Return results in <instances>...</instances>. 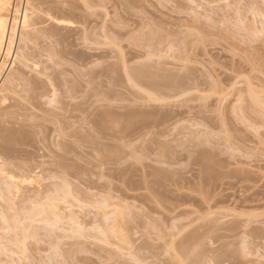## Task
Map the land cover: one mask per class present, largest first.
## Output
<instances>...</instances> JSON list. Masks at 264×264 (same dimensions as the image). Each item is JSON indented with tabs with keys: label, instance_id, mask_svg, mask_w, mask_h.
I'll return each instance as SVG.
<instances>
[{
	"label": "rangeland",
	"instance_id": "rangeland-1",
	"mask_svg": "<svg viewBox=\"0 0 264 264\" xmlns=\"http://www.w3.org/2000/svg\"><path fill=\"white\" fill-rule=\"evenodd\" d=\"M30 5L20 62L0 70V186L10 173L23 184L34 163L41 183L24 187L43 200L65 156L73 190L56 196L61 220L45 206L37 230L29 200L11 206L0 188L1 219L18 229L0 220V264H264V0ZM134 69L143 79L128 78ZM3 226L37 240L18 253Z\"/></svg>",
	"mask_w": 264,
	"mask_h": 264
},
{
	"label": "bare ground",
	"instance_id": "bare-ground-1",
	"mask_svg": "<svg viewBox=\"0 0 264 264\" xmlns=\"http://www.w3.org/2000/svg\"><path fill=\"white\" fill-rule=\"evenodd\" d=\"M11 0H0V70L3 68V67H6V63H8L7 62V59H9V61H10V63H9V68L8 69H12L14 66H15V64L17 63V62H20V59H21V57H20V54H19V48H17V46H18V43H22L24 40H23V38H25V35L27 34V32H28V30L31 28V22H32V20H33V15H34V10H33V7H31L32 5H30V0H26V4L23 6V8L21 9V10H19V9H17V8H14V6H12V5H10L11 3ZM126 1V0H125ZM91 3V2H90ZM127 3L129 4V3H131L130 1L128 2L127 1ZM133 4V3H132ZM9 6H10V11H9V13L10 14H8V15H10L9 17L8 16H6V17H4L3 15L4 14H2V13H5L7 10H9L8 8H9ZM127 6H129V5H127ZM90 8V7H89ZM127 8V7H126ZM88 10V9H87ZM2 14V15H1ZM87 14V13H86ZM6 15V14H5ZM92 17V16H91ZM93 18V17H92ZM87 20V19H86ZM90 20H91V18H90ZM63 22V21H62ZM87 22V21H86ZM59 23V22H58ZM57 23V24H58ZM88 23V22H87ZM63 24V23H62ZM89 26V25H88ZM106 28V27H105ZM84 29H86V28H84ZM103 30V29H102ZM106 31V30H105ZM84 32V34H85V30L83 31ZM103 32V31H102ZM108 32V31H107ZM97 33V32H96ZM106 33V32H105ZM104 34V33H103ZM92 35V34H91ZM96 35V34H95ZM100 35H102V34H100ZM88 36V35H87ZM93 36V35H92ZM104 36V35H103ZM27 37V36H26ZM85 38H87L86 36H85ZM84 38V39H85ZM94 39V38H93ZM96 40V39H95ZM94 41V40H93ZM100 43V42H99ZM148 46V45H147ZM76 57V56H75ZM78 59V58H77ZM87 59V58H86ZM79 61V60H78ZM81 61V60H80ZM79 61V62H80ZM78 62V63H79ZM82 62V64H84L83 62H84V59H83V61H81ZM80 62V63H81ZM85 64H86V62H85ZM125 65V64H124ZM123 65V66H124ZM127 67V66H126ZM149 67V66H148ZM142 68V67H141ZM126 69V68H125ZM3 71H4V68L2 69ZM130 70V69H129ZM129 70H127V71H129ZM135 70V69H134ZM93 71V70H92ZM0 72H2V71H0ZM89 72V71H88ZM92 73V72H91ZM98 74V73H97ZM128 74H131V72H129ZM148 74V73H147ZM92 75V74H91ZM146 75V72H145V70H135V71H133V73L131 74V75H129L130 77H128V78H130V80H132V81H134L135 82V80H140V79H143L142 77H144ZM82 76H83V74H82ZM85 76V75H84ZM94 76H95V74H94ZM93 75H92V77H94ZM98 77V75L96 76V78ZM170 76H168V78H169ZM133 78V79H132ZM175 78V77H174ZM174 78H173V80H174ZM90 79V78H89ZM98 79V78H97ZM94 80H95V78H94ZM129 80V79H128ZM129 80V81H130ZM169 81H170V79H168ZM144 81V80H143ZM172 81V80H171ZM137 82V81H136ZM87 83H88V81H87ZM92 83V82H91ZM93 84V83H92ZM99 84V83H98ZM138 84H140V83H138ZM86 86H87V84H86ZM99 86V85H98ZM101 86V85H100ZM36 88V87H35ZM77 88V87H76ZM100 88V87H99ZM74 89V88H73ZM65 90V89H64ZM71 90H72V88H71ZM71 90H69V91H71ZM93 90V89H92ZM100 91H101V89H99ZM34 91H35V89H34ZM69 91H67V92H65V93H67V94H65V95H68L69 97L67 98L69 101H73V99H75V96H76V94L74 95V96H72L71 94L69 95V93H71V92H73V91H76V90H73V91H71V92H69ZM2 91L0 90V93H1ZM64 92V91H63ZM73 93H76V92H73ZM96 93H98L99 94V92H96ZM97 94V95H98ZM64 95V96H65ZM100 95V94H99ZM93 96H95V95H93ZM101 96V95H100ZM100 96L98 97V99L101 101V102H103L101 99H100ZM70 98V99H69ZM94 99H95V97H93ZM93 98H91V99H93ZM64 100V99H63ZM75 100H77V98L75 99ZM74 100V101H75ZM90 100V99H89ZM97 101V100H96ZM64 103H65V101H64ZM63 103V104H64ZM68 103V102H67ZM72 103L73 102H69V104H68V106L70 105V106H73L72 105ZM98 103H99V101H98ZM97 103V104H98ZM259 102H256V104L258 105V106H260L259 104H258ZM75 104V103H74ZM101 103H99L98 105L101 107V105H100ZM262 104V103H261ZM67 105V104H66ZM78 105H80V104H78ZM95 105V104H94ZM65 106V105H64ZM67 106V107H68ZM75 106V105H74ZM58 108V107H57ZM79 108H81V107H78L77 106V111H78V109ZM97 108V110H98V107H96ZM55 109V108H54ZM60 109H62V108H60ZM70 109V107H68L67 108V110H69ZM100 109V108H99ZM58 110V109H57ZM64 110H66L65 109V107H64ZM64 111V114L65 115H67V112H68V116L70 115V113L69 112H71V111ZM70 110H73V107H72V109H70ZM82 110V109H81ZM51 111H53V110H51ZM57 112V111H56ZM75 112H76V110H75ZM78 112H80V111H78ZM96 112V111H95ZM108 112V111H107ZM55 113V112H54ZM74 113V112H73ZM83 113H86L85 111L83 112ZM112 113V112H111ZM46 114H48V113H46ZM50 114V113H49ZM52 114V113H51ZM61 114H63V113H61ZM63 114V115H64ZM98 115H100V112H99V110H98V113H97ZM108 114V113H107ZM54 115V114H53ZM77 116H78V114H76ZM75 115V116H76ZM96 115V114H95ZM102 115V114H101ZM108 115H110V114H108ZM260 116H261V114H259ZM50 116V115H49ZM60 116V115H59ZM114 116V115H113ZM53 116H50V118L51 119H53L52 118ZM56 117H58L57 115L56 116H54V118L56 119ZM63 117V116H62ZM73 117H74V115H73ZM95 117V116H94ZM96 117H98V116H96ZM101 117H103V116H101ZM100 117V118H101ZM104 117H105V115H104ZM109 117V116H108ZM129 117V116H128ZM131 117H132V115H131ZM130 117V118H131ZM262 117V116H261ZM47 118H48V116H47ZM75 118V117H74ZM77 118V117H76ZM59 119V118H58ZM62 119V118H61ZM60 119V120H61ZM67 119V118H66ZM97 119V118H96ZM104 119V118H103ZM106 119V118H105ZM47 120V119H46ZM45 120V121H46ZM62 120H64V119H62ZM98 120V119H97ZM112 120V119H111ZM110 120V121H111ZM55 120L53 119V122H51L50 124H52V123H54L55 124V122L57 121L58 122V120L56 119V121L54 122ZM64 121H66V120H64ZM98 121H100V120H98ZM114 121V120H113ZM116 121V120H115ZM50 122V121H49ZM48 122V123H49ZM56 122V123H57ZM101 122H104V123H106V121H102L101 120ZM112 122V121H111ZM131 122V121H130ZM40 123V122H39ZM63 123V122H62ZM62 123H61V125H62ZM83 123V122H82ZM92 123V122H91ZM42 124V123H41ZM53 124V125H54ZM129 124V123H128ZM35 125V124H34ZM67 125V124H66ZM84 125V124H83ZM101 125V124H100ZM107 125H108V123H107ZM30 126V125H29ZM55 126V125H54ZM57 126V125H56ZM55 126V127H56ZM72 126H73V123H72ZM92 126V125H91ZM102 126H104L103 124H102ZM40 127H41V125H40ZM47 127V126H46ZM45 126H44V128H46ZM58 127L59 128H62V127H60V124H59V126H57V130H58ZM65 127V126H64ZM85 127V126H84ZM136 127V126H135ZM134 127V128H135ZM34 128V127H33ZM38 128H39V126H38ZM81 128H82V126H81ZM93 128H95V127H93ZM92 128V129H93ZM129 128V127H128ZM36 129H37V127H36ZM35 129V130H36ZM56 129H54V130H56ZM64 129H66V128H64ZM70 129V128H69ZM85 129V128H84ZM96 129V131H97V128H95ZM103 129V128H102ZM127 129V128H126ZM30 130H33V129H30ZM63 130V129H62ZM104 130H106V129H104ZM39 131V130H38ZM41 132H43L42 131V129L40 130ZM46 131H47V129H46ZM49 131H51V130H49ZM58 131H60V129L58 130ZM67 131V130H66ZM93 131H94V129H93ZM14 131H12V133H13ZM21 132H23V131H21ZM24 132H26L25 130H24ZM62 133H65V132H63V131H61ZM83 132V131H82ZM86 132V131H85ZM100 132V131H99ZM98 132V133H99ZM35 133V132H34ZM44 133V132H43ZM57 133H60V132H57ZM67 133V132H66ZM15 134V133H14ZM31 134V133H30ZM40 134V133H39ZM38 134V135H39ZM45 134V133H44ZM54 134H55V131H54ZM84 134V133H83ZM83 134H82V136H83ZM16 135V134H15ZM18 135V134H17ZM37 135V137H39ZM53 135V134H52ZM59 135V134H58ZM9 136V135H8ZM18 136H19V138H18ZM16 138H18V142H24L29 136L25 133V134H20V135H18ZM33 136V135H32ZM79 136H81V134L79 135ZM12 138H13V136H11ZM36 137V136H35ZM36 137V138H37ZM52 137V136H51ZM55 137V136H54ZM59 137V136H58ZM61 137H62V135H61ZM60 137V138H61ZM76 137H78V136H76ZM84 137L85 136H83V139H82V137H81V139L82 140H84ZM7 138V137H6ZM15 138V137H14ZM31 138V137H30ZM48 139V138H47ZM57 139V138H56ZM63 139V138H62ZM64 139H65V137H64ZM14 140V139H13ZM30 140V139H29ZM33 140V139H32ZM38 140V139H37ZM40 140V139H39ZM52 140V139H51ZM81 140V141H82ZM11 141H12V139H11ZM10 141V142H11ZM16 141V140H15ZM15 141H12L11 143H14L15 144ZM45 141V140H44ZM80 141V140H79ZM80 141V142H81ZM87 141V140H86ZM27 143H28V141H26ZM25 142V143H26ZM46 142V141H45ZM56 142V141H55ZM83 142H85V141H82V143ZM88 142V141H87ZM5 143H7V142H5ZM24 143V144H25ZM58 143V142H57ZM60 143V142H59ZM10 144V143H9ZM18 144H20V143H18ZM16 145H17V143H16ZM54 145V144H53ZM57 145V144H56ZM82 145V144H81ZM12 146V145H11ZM14 146V145H13ZM22 146V145H21ZM20 146V147H21ZM60 146H62V145H60ZM64 146H66V145H64ZM79 146V145H78ZM84 146V145H83ZM1 147V146H0ZM10 147V146H9ZM17 147H18V145H17ZM45 147V146H44ZM59 147V146H58ZM80 148L82 147V146H79ZM60 148V147H59ZM6 149V148H5ZM11 149V148H10ZM15 149V148H14ZM13 149V150H14ZM63 149H65V147H63ZM69 149V148H68ZM82 149H83V147H82ZM6 150H8V148L6 149ZM61 150V149H60ZM66 150V149H65ZM5 151V150H4ZM4 151H2L3 153H4ZM15 151V150H14ZM13 151V152H14ZM39 151V150H38ZM70 151V150H69ZM11 152H12V149H11ZM12 152V153H13ZM62 152V151H61ZM67 152H68V150H67ZM0 153H1V151H0ZM5 153H6V151H5ZM9 153V152H8ZM23 153V152H22ZM55 153V152H54ZM59 153H60V151H59ZM63 153H64V151H63ZM66 153V152H65ZM18 154H21L20 152L18 153ZM38 154V153H37ZM44 154V153H43ZM7 155V154H6ZM42 155V154H41ZM57 155V154H56ZM62 155V154H61ZM60 155V156H61ZM5 156V155H4ZM15 156H16V151H15ZM15 156H14V159H15ZM20 156V155H19ZM59 156V155H58ZM59 156V157H60ZM62 156H64V154L62 155ZM66 156H67V153H66ZM11 157V156H10ZM25 157V156H24ZM27 157V156H26ZM55 157V156H54ZM53 157V158H54ZM57 157V156H56ZM56 157L54 158V159H56ZM59 157H57V158H59ZM69 157V156H68ZM7 158V157H6ZM13 158V155H12V157H11V159ZM35 158V157H34ZM38 158V157H37ZM43 158V157H42ZM27 159V158H26ZM60 159V158H59ZM8 160H10V159H8ZM7 160V161H8ZM68 160H69V158H67V157H65L64 156V158L61 160L62 162H59V160H58V163H60V164H58L57 166L58 167H60V169L59 168H57V166H56V168L57 169H59L58 170V172H56V170H55V172L56 173H60L61 171L63 172H61L60 174H64V177L63 178H61L62 179V181H60L59 183L60 184H58V186L55 184V186H51V184H47L46 186L44 185V187H45V189H44V193H43V195L45 194V199H43V200H45L44 202H42L43 200H39L38 199V197L36 198V196H34L35 198H33L32 196L33 195H31L30 197H29V192H26V190H25V187H24V185L26 186V184L27 185H29L28 184V182L29 183H31L30 185H32L35 181H36V183H38V179H40L41 177H39V176H43V173L41 174V172H42V170H41V172H40V174H38L39 172L38 171H40L39 170V166H37L38 167V170H37V172L38 173H36V169H37V167H35L36 165L33 163V167H34V169L33 170H29V171H24V170H22L21 168H19V165H16V166H18L17 168L19 169L18 171H20L21 170V172L22 171H24L23 173H21L22 175H21V178L23 179H21V181L23 182V184H21V182H18L17 180H16V177H15V175H13V174H11V177H10V174L8 175L7 173V176H8V178H6V179H8L9 180V182H7L6 180H2V181H5V185L7 184V186H5L4 184H2V186L4 185L5 187L4 188H6V192H5V195H6V193H7V195H8V197H6L5 195H4V193H3V195L6 197V199L8 198V202L10 201V199H11V203H10V205L11 206H14V205H18L19 203L17 202V201H19V198H22V203L24 202H26V200L25 199H28L29 201H27L28 202V204L29 205H31L30 207H29V205H28V209H27V211H26V213H27V215H26V213H25V217H27V219L26 220H28V223L26 222V220L24 219V221L27 223V225H29V229L30 228H35V229H37L38 227H37V225H39L40 223H41V221H43V222H50V221H47V220H49V219H47L48 218V216L49 215H51V214H48V213H46V212H49V211H52V215L51 216H54V214H55V216H56V214L58 215V213L56 212V210L58 209L57 208V206H56V202H55V199H56V196H57V199L58 198H61V197H63V196H66V195H69L70 193H71V191L73 190L72 188H71V191H70V183L71 182H69V180H70V171H71V169H69L70 167V164H69V166H68V164H67V162H68ZM56 161H57V159H56ZM4 162V161H3ZM35 162V161H34ZM70 162V161H69ZM7 163V162H6ZM10 163V162H9ZM32 163V162H31ZM71 163V162H70ZM5 164V162L3 163V166H5L4 165ZM41 164V163H40ZM43 164V163H42ZM0 165H2V164H0ZM14 165V164H13ZM35 165V166H34ZM38 165V164H37ZM22 166H26V164L25 165H23L22 164ZM21 166V167H22ZM31 166V165H30ZM41 166H43V165H41ZM23 167V168H24ZM52 167H53V165H52ZM17 168H16V172H17ZM24 169H30V167L28 168L27 166L24 168ZM32 169V168H31ZM3 170V169H2ZM1 171V170H0ZM60 171V172H59ZM2 172V171H1ZM4 172V171H3ZM9 172V171H8ZM12 172V171H11ZM54 172V171H53ZM54 172V173H55ZM12 173H14V172H12ZM45 173V172H44ZM59 174V175H60ZM84 174V173H83ZM14 177H13V176ZM59 175H57L58 177H59ZM5 176V175H4ZM50 176V175H49ZM6 177V176H5ZM17 177H19V176H17ZM44 177H46V175L44 176ZM58 177H56V178H58ZM49 178H55V177H53V175L51 176V177H49ZM3 179H5V178H3ZM44 179H47V178H42V180H44ZM54 180V179H53ZM34 181V182H33ZM45 181V180H44ZM47 181V180H46ZM49 181V180H48ZM51 181H52V179H51ZM25 182H27V183H25ZM40 183H41V179H40V181H39ZM53 182V181H52ZM51 182V183H52ZM50 183V182H49ZM54 183V182H53ZM35 184V183H34ZM43 184V183H42ZM36 185V184H35ZM53 185V184H52ZM28 187V186H27ZM30 187V186H29ZM32 187V186H31ZM43 187V188H44ZM0 188H2V189H4L3 187H1L0 186ZM38 188H40V187H37L36 189H38ZM1 189V190H2ZM28 189V188H27ZM1 190H0V192H1ZM29 190V189H28ZM4 191H5V189H4ZM4 191H2V192H4ZM33 191H35L34 190V188H33ZM37 192L38 191H40V190H36ZM35 191V192H36ZM2 192H1V194H2ZM25 192H26V194L28 195V196H25ZM34 192V193H35ZM41 192H43L42 190H41ZM30 194H31V192H30ZM36 194V193H35ZM38 194H40V192H38ZM42 194H40V196H41ZM42 195V196H43ZM59 195H61V197H58ZM1 196V195H0ZM3 197V196H2ZM11 197V198H10ZM25 198V199H24ZM12 199H18L16 202L17 203H14L13 205H12ZM24 199V200H23ZM57 199H56V201H57ZM5 201H7V200H5ZM20 201V202H21ZM14 202H15V200H14ZM27 202H26V204H27ZM22 203H20V204H22ZM31 203V204H30ZM9 205V204H8ZM16 205V206H17ZM25 205V204H24ZM23 205V206H24ZM33 206V207H32ZM45 206H47L46 207V209H48V207H49V209H48V211H46L45 212ZM16 209H18V207L16 208ZM11 210H12V208H11ZM21 210V209H20ZM23 212V211H22ZM28 212H29V214H28ZM51 213V212H50ZM54 213V214H53ZM18 214V213H17ZM11 215V219L9 218V215H6V217H7V219H10V223H11V221L13 222V219H12V214H10ZM20 215V214H19ZM48 215V216H47ZM5 215H3L2 217H4ZM21 216H24V214L22 215L21 214ZM37 216H40V217H43V216H45L44 218H38ZM46 216H47V218H46ZM59 216H60V214L58 215V218H59ZM17 217H18V215H17ZM61 217V216H60ZM14 218V217H13ZM21 219H23V217H20ZM4 219V220H3ZM5 217L4 218H2L1 219V216H0V220H3L4 222H1V223H5V220H6V222H8V220H7ZM14 219H16V218H14ZM19 219V218H18ZM45 219H47V220H45ZM60 219V218H59ZM58 219V220H59ZM61 220V219H60ZM15 221H18V220H15ZM19 221H21V220H19ZM57 221V220H56ZM9 222L8 223H5L6 225V227L5 228H7L8 227V229H11L10 231H6V229L4 228V226H3V228H4V230H5V233H3V234H7V236L9 235V233L8 232H10V234L12 233V230L13 231H18V229H15L14 227L16 226H14V225H12V224H10L9 225ZM23 222V221H22ZM25 222H24V224H25ZM15 224V223H14ZM20 224V223H19ZM21 224H23V223H21ZM26 225V224H25ZM26 225V226H27ZM1 226V225H0ZM12 226H14V227H12ZM40 226V225H39ZM13 229H12V228ZM17 227V226H16ZM21 229V228H20ZM27 229H28V227H27ZM34 229V230H35ZM1 230V229H0ZM3 230V229H2ZM1 230V231H2ZM22 230H24L23 228H22ZM31 231V232H33V234L32 233H30V234H32V236L31 237H29V235H28V233L27 232H22L21 234L23 235H20V234H18L17 232H14V234L13 235H9L10 237H9V241H8V243H11V244H13L14 245V247L18 250V249H21V247H22V245H25V242H26V240L27 239H36V238H34L35 236H34V233L36 232V231ZM38 230V229H37ZM118 230H119V227H118ZM120 230H121V228H120ZM24 231H26V229L24 230ZM28 231V230H27ZM116 232H117V230H115ZM4 232V231H3ZM20 232H21V230H20ZM121 231H118V233H120ZM37 233V232H36ZM35 233V234H36ZM37 235V234H36ZM4 236V235H3ZM29 237V238H28ZM37 237V236H36ZM4 238V237H3ZM5 239H7V238H5ZM1 240V239H0ZM12 240V241H11ZM37 240V239H36ZM5 241V240H4ZM31 241H34V240H31ZM34 242H36V241H34ZM8 243H6V244H8ZM27 243H29V242H27ZM3 244V243H2ZM22 244V245H21ZM33 244V243H32ZM13 245H11V246H13ZM27 245V244H26ZM3 246H6V245H3ZM10 246V245H9ZM10 246V247H11ZM8 247V246H7ZM9 247V248H10ZM13 247V248H14ZM2 248V247H1ZM13 248H11V250L13 249ZM4 249V247L2 248V250ZM8 249V248H7ZM27 249V248H26ZM29 250V249H28ZM19 252L18 253H20V250H18ZM23 251H24V249H23ZM23 251H22V253H23ZM10 252H12V251H10ZM17 253V251H14L12 254H14V253ZM24 252H26V251H24ZM15 253V254H16ZM11 255V254H10ZM24 255H25V253H24ZM12 256V255H11ZM16 256H18V254H16ZM22 256V255H21ZM19 257H20V255H19ZM27 257V256H26ZM25 258V257H24ZM16 261V260H15Z\"/></svg>",
	"mask_w": 264,
	"mask_h": 264
},
{
	"label": "built area",
	"instance_id": "built-area-1",
	"mask_svg": "<svg viewBox=\"0 0 264 264\" xmlns=\"http://www.w3.org/2000/svg\"><path fill=\"white\" fill-rule=\"evenodd\" d=\"M26 4V0H12V6L17 9H22L23 6Z\"/></svg>",
	"mask_w": 264,
	"mask_h": 264
}]
</instances>
